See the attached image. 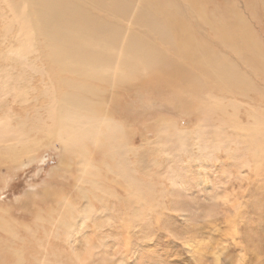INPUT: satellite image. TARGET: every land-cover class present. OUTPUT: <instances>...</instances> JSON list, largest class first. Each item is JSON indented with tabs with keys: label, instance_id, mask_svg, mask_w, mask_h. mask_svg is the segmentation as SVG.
Masks as SVG:
<instances>
[{
	"label": "bare ground",
	"instance_id": "bare-ground-1",
	"mask_svg": "<svg viewBox=\"0 0 264 264\" xmlns=\"http://www.w3.org/2000/svg\"><path fill=\"white\" fill-rule=\"evenodd\" d=\"M221 1L227 3L221 6ZM248 1L250 17L229 0H14L15 5L27 3L30 18L26 42L31 49L23 51L22 83L29 89L28 73L39 77L41 88L29 100L22 86L25 116L0 125V154L18 160V151L29 154L33 145L52 144L60 154L52 175L64 171L73 177L81 199L89 195L87 184L101 191L103 173H108L106 178L111 174L125 184L122 201L141 203L149 187L135 177L130 155L140 148L120 101L125 94H150L196 124L189 130L174 120H152L141 129L144 144L163 151L167 142L182 146L192 135L202 149L210 139L216 147L242 145L257 165V152L264 158V111L252 106L248 122L238 119V100L257 94V76L264 80V45L250 23L264 29V0ZM20 133L28 139H18ZM96 154L102 156L98 163ZM51 191L59 210L53 225L58 234L66 228L62 238L72 244L68 236L78 224L85 228L92 207L81 210L62 190ZM39 248H31L33 262H28L22 248L0 245V264H65L58 260L62 256L69 264H91L75 246L71 256L48 248L54 254L50 260L38 257L44 252Z\"/></svg>",
	"mask_w": 264,
	"mask_h": 264
},
{
	"label": "rangeland",
	"instance_id": "rangeland-1",
	"mask_svg": "<svg viewBox=\"0 0 264 264\" xmlns=\"http://www.w3.org/2000/svg\"><path fill=\"white\" fill-rule=\"evenodd\" d=\"M229 1L250 17L248 0ZM226 3L221 1L220 5ZM258 10L261 11L257 6ZM250 23L264 45V29L259 22ZM29 33L27 3L15 5L14 0H0V125L4 121L15 124L11 117L25 116L20 94L27 87L26 81L22 83L21 60L25 47L31 49L30 41L26 42ZM25 76L32 81L27 90L28 99L33 100L41 88L40 80L28 73ZM255 81L257 94L238 100V119L244 123L250 119L252 106L257 107V112L264 111V80L257 76ZM130 95L125 94L120 101L127 109L123 112L127 125L134 127L132 139L140 148L130 158L135 164V177L147 182L149 194L141 203H126L122 201L128 192L125 184H118L116 177L109 174L106 178L108 173H103L101 191L87 184L89 195L86 200L81 199L74 190L73 177L64 171L52 175L53 168L60 165L59 150L53 149L52 144L33 145L29 154L18 151V160L0 154V245L22 248L28 262H33L32 247L42 248L45 254L40 251L38 257L50 260L55 248L71 256L75 246L91 264H264V158L260 152L256 165L254 156L242 145L229 143L227 147H216L210 139L202 149L195 145L192 135L182 146L167 142L164 150L159 151L154 143L144 144L140 140L141 129L147 122L174 120L181 129L190 130L196 121L169 111L168 104L150 94ZM22 134L18 139L27 140L28 136ZM147 139L153 140L154 135ZM101 158L96 154L97 163ZM51 190H62L82 206L81 210L87 205L92 207L90 217L82 225L85 228H79L78 224L68 236L72 244L62 238L66 228L58 234V225H53L59 220V210ZM65 258L58 260L69 264Z\"/></svg>",
	"mask_w": 264,
	"mask_h": 264
}]
</instances>
